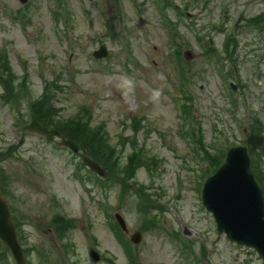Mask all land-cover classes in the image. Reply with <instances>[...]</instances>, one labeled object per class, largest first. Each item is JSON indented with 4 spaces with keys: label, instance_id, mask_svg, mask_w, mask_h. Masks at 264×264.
I'll list each match as a JSON object with an SVG mask.
<instances>
[{
    "label": "rangeland",
    "instance_id": "1",
    "mask_svg": "<svg viewBox=\"0 0 264 264\" xmlns=\"http://www.w3.org/2000/svg\"><path fill=\"white\" fill-rule=\"evenodd\" d=\"M262 14V0H0V192L26 264H264L202 204L232 146L264 180ZM47 112L101 130L95 157L111 176L26 130ZM0 264H15L1 241Z\"/></svg>",
    "mask_w": 264,
    "mask_h": 264
},
{
    "label": "water",
    "instance_id": "2",
    "mask_svg": "<svg viewBox=\"0 0 264 264\" xmlns=\"http://www.w3.org/2000/svg\"><path fill=\"white\" fill-rule=\"evenodd\" d=\"M94 55L100 58L106 56L105 47H101ZM27 128L44 135L48 141L59 135L57 131H49L37 122H32ZM58 144L74 152L78 151L76 144L64 138ZM83 161L100 176L105 174L97 162L89 158H84ZM202 199L203 205L216 220L219 234L225 233L229 240L239 246L253 248L264 260V196L251 170L247 148L234 147L228 151L225 163L206 180ZM116 217L125 230L126 226L121 216L116 215ZM0 239L12 252L16 264H26L11 213L6 201L1 197ZM140 239L141 234L138 232L134 235L133 241L139 243ZM91 257L94 261L100 259L95 251L91 252Z\"/></svg>",
    "mask_w": 264,
    "mask_h": 264
},
{
    "label": "trees",
    "instance_id": "3",
    "mask_svg": "<svg viewBox=\"0 0 264 264\" xmlns=\"http://www.w3.org/2000/svg\"><path fill=\"white\" fill-rule=\"evenodd\" d=\"M50 108L53 107L50 106ZM52 111L53 110L51 109L50 113ZM49 117L50 115L45 119L46 121L40 120L38 116H36V119L41 121L45 126L56 125L62 131V134L65 135L67 139H70L73 142L77 143L80 146V148L85 152V154L89 155L91 158L96 160L95 156L97 153L100 152L102 144L106 147L105 142H103L102 137H100L101 130L93 129L92 131L87 127L86 124L82 125V124H78L77 122H74L71 125L69 124L66 126L65 125L60 126L58 125L57 122L49 119ZM250 145H251L250 150L258 149V147L261 145V135L260 134L253 135L250 139ZM89 148H92V151ZM138 160L141 161L137 153H133L129 156V165L123 168L124 176H127L129 179L132 178L134 172V165L138 162ZM97 161L100 160L97 159ZM252 169L264 193V180L260 178L258 167L256 166V164H252ZM261 169L263 168L261 167ZM106 176H111V175L109 174V172H106ZM122 186H123V190H125L123 184Z\"/></svg>",
    "mask_w": 264,
    "mask_h": 264
}]
</instances>
